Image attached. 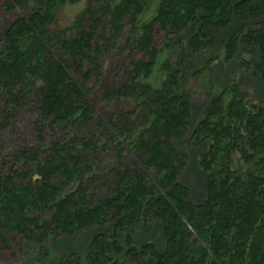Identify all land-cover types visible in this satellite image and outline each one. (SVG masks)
Segmentation results:
<instances>
[{
	"label": "trees",
	"instance_id": "16d2710c",
	"mask_svg": "<svg viewBox=\"0 0 264 264\" xmlns=\"http://www.w3.org/2000/svg\"><path fill=\"white\" fill-rule=\"evenodd\" d=\"M77 2L0 0V249L47 258V244L94 232L84 262L58 264H264V107L237 86L211 98L207 65L195 120L173 56L190 27L199 55L236 23L225 58L264 84V0H87L62 27ZM195 151L197 203L183 179ZM139 223L161 228L163 248L134 245Z\"/></svg>",
	"mask_w": 264,
	"mask_h": 264
},
{
	"label": "rangeland",
	"instance_id": "374dc122",
	"mask_svg": "<svg viewBox=\"0 0 264 264\" xmlns=\"http://www.w3.org/2000/svg\"><path fill=\"white\" fill-rule=\"evenodd\" d=\"M86 4L87 0H78L73 5L62 7L58 12L61 26H70ZM236 26V23H232L228 28L220 32L217 35L216 43L209 49L207 54L201 53L197 55L194 52L193 54L189 47L184 46V42L191 37L192 27L175 40L179 44L174 45L173 56L183 64L182 74L187 79V86L195 94L191 105L195 120L200 119L208 109L209 98L205 100V93L208 91L210 84L209 81H203L202 76H194V74L207 65L215 67L211 75V81L214 86V92L212 91L213 93L211 92L212 94L209 95L211 98H214L216 92L221 89L237 86L239 89L238 98L248 107H264V84L261 82L258 73L253 68L246 69L245 66H241L240 59L236 56L232 59L225 58V45L235 32ZM159 36L157 35L158 41L160 40ZM118 63V59L113 61V63H108L110 74L106 75L107 79L100 87L99 96L109 88L110 80L116 74L115 72L118 71L119 66H116ZM199 155L200 152L198 151L191 153L189 164L183 175L184 182L191 189L193 203L201 200L206 191L205 176L199 172L198 168ZM133 232L134 245L140 246L145 243H152L159 248H163V235L158 225L149 226L139 223L135 226ZM93 234L86 232L75 238L61 239L52 244H47L45 246L48 251L47 258L35 247L27 249L25 256L19 257L17 255L15 258L0 249V264H58L60 255L65 256L71 253L79 255L84 262Z\"/></svg>",
	"mask_w": 264,
	"mask_h": 264
}]
</instances>
